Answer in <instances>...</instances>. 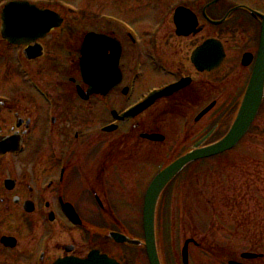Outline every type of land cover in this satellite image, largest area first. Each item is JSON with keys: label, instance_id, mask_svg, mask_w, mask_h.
Segmentation results:
<instances>
[{"label": "flooded vegetation", "instance_id": "af4514ba", "mask_svg": "<svg viewBox=\"0 0 264 264\" xmlns=\"http://www.w3.org/2000/svg\"><path fill=\"white\" fill-rule=\"evenodd\" d=\"M11 2L50 12L55 26L31 41L20 31V44H12L2 35ZM262 14L264 0H0V264L84 260L92 251L126 264L111 252L123 246L103 235L108 224L124 232L109 200L120 189L109 176L121 187L138 182L151 149L152 172L145 174L153 177L216 125L205 124L210 116L235 114L255 66ZM206 44L208 60L224 54L211 71L198 52ZM83 50L87 68L113 63V77L104 69L99 80L112 84L102 94L93 93V78L81 77ZM140 53L155 76L144 92L136 83ZM40 70L53 80L37 77ZM151 92L147 110L114 119Z\"/></svg>", "mask_w": 264, "mask_h": 264}, {"label": "rangeland", "instance_id": "374dc122", "mask_svg": "<svg viewBox=\"0 0 264 264\" xmlns=\"http://www.w3.org/2000/svg\"><path fill=\"white\" fill-rule=\"evenodd\" d=\"M128 19L135 23L133 17L129 16ZM238 53L239 57L241 51ZM140 58L143 70L136 83L138 90L144 92L155 82V76L145 53H140ZM36 76L46 83L53 80L46 70H40ZM211 119L205 120V124L210 123ZM221 130L218 136L226 129ZM175 135L172 133V138ZM149 153H152L151 149L142 158L147 168L140 171L138 182L124 181V184L120 183L121 187L112 175L109 176L112 180L109 182H113L112 186L114 184L111 188L120 189L109 196L110 202L115 204L114 215L124 223L122 226L127 232L140 239L142 197L149 183L145 173L152 172V154ZM126 165L130 170V164ZM192 173L199 180L191 183ZM128 192L129 195H126ZM234 196L242 198L241 208L232 209L221 201L222 197H231L233 201ZM237 209L245 210L243 216L248 218L250 223L246 225L250 228H238L240 214ZM258 226L261 229L254 231ZM254 234L258 237L254 238ZM157 235L162 264H181L180 251L184 241L189 238L201 245V250L189 247V264L238 262L241 261L240 254L247 251L263 255L260 261L247 264H264V108L233 151L190 169L171 185L161 202ZM111 252L120 253L126 264L132 261L147 264L143 250L126 247L120 250L113 248Z\"/></svg>", "mask_w": 264, "mask_h": 264}, {"label": "water", "instance_id": "95a60500", "mask_svg": "<svg viewBox=\"0 0 264 264\" xmlns=\"http://www.w3.org/2000/svg\"><path fill=\"white\" fill-rule=\"evenodd\" d=\"M4 26H3V37L11 42H15L20 37V31L27 32V35L31 38L41 37L53 27L54 23H52V18L50 19L49 15L46 12H40L36 10L33 6H28L27 4L22 3H11L9 4L3 14ZM14 31V32H13ZM87 43L89 44V38ZM205 45L201 54H205V66L209 69L215 65V63H219V61L223 58V52L216 53V58H212V60H208V55L206 53ZM82 66H81V76L84 80H88L93 78V82L90 84L93 89V93L102 94L103 90L107 88H111V82L106 84H102L99 82L105 75L104 69L102 68L101 62H99L95 66H88V52L85 50L82 51ZM209 64V66H208ZM113 63L110 61L108 63V75L107 77L111 79L113 75L112 73ZM105 69V70H106ZM106 77V76H105ZM264 94V15L261 16V30H260V42L259 49L257 53V58L255 62L254 69L252 71V75L250 81L248 83L247 89L233 121L229 131L227 134L218 142L206 146L201 147V145L206 142L212 132H209L201 141H199L189 152L188 154L180 157L169 166H167L164 170H162L150 183L147 188L144 197H143V205H142V231H143V241L137 239H131L124 235L109 232L108 238L114 241L117 244H125L130 247H144L147 260L149 264H160L157 246H156V234H155V217H156V209L157 204L160 198L162 191L166 188V186L172 181V179L179 174L187 165L197 160H202L210 157H215L220 154H223L227 151L233 149L238 142L244 137L247 133L249 127L254 121L260 104L262 102ZM152 99L145 101L143 104L138 106L137 108L123 114L121 119L123 118H133L149 106L152 105ZM207 108L202 114H205L209 109ZM149 140H152V136H144ZM73 214V213H72ZM74 215V214H73ZM77 220V219H76ZM191 243V240L185 242L183 250H182V262L183 264H187V247L188 244ZM245 259H252L254 255H242ZM54 264H117L116 262L104 257L99 256L97 252H92L88 255L85 260H76L73 258H67L63 260H59ZM236 264V263H229Z\"/></svg>", "mask_w": 264, "mask_h": 264}, {"label": "trees", "instance_id": "16d2710c", "mask_svg": "<svg viewBox=\"0 0 264 264\" xmlns=\"http://www.w3.org/2000/svg\"><path fill=\"white\" fill-rule=\"evenodd\" d=\"M232 197V196H231ZM231 197H222L221 201L222 203L225 205V206H231L232 209H236V208H241L242 207V198L241 197H236L234 196L233 197V201L231 200ZM219 204V202H218ZM244 207H247L246 205H244ZM245 211V210H243ZM239 209H237V212L240 214V223H237L238 225L242 226V227H238V228H242V229H248L250 227H248V225H246L247 223H250L248 221V218L244 217L243 215L245 214V212H243ZM255 227V226H254ZM261 227H256L254 231L256 230H260ZM254 237H258V236H255L254 234Z\"/></svg>", "mask_w": 264, "mask_h": 264}]
</instances>
